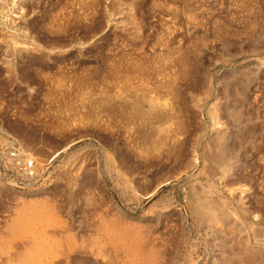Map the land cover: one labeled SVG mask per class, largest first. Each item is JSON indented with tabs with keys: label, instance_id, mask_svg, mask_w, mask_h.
Returning <instances> with one entry per match:
<instances>
[{
	"label": "rangeland",
	"instance_id": "rangeland-1",
	"mask_svg": "<svg viewBox=\"0 0 264 264\" xmlns=\"http://www.w3.org/2000/svg\"><path fill=\"white\" fill-rule=\"evenodd\" d=\"M33 192L76 235L67 264H128L79 244L100 216L162 264H264V0H0L11 254L26 240H5L12 209Z\"/></svg>",
	"mask_w": 264,
	"mask_h": 264
},
{
	"label": "bare ground",
	"instance_id": "bare-ground-1",
	"mask_svg": "<svg viewBox=\"0 0 264 264\" xmlns=\"http://www.w3.org/2000/svg\"><path fill=\"white\" fill-rule=\"evenodd\" d=\"M213 156L218 160L220 155L216 153ZM16 171L24 177L28 172L24 173L19 168ZM25 197L28 199L12 209L13 217L7 225L9 234L5 238L6 241L15 237L25 238V244L18 247L15 254L10 253V247L0 246V253L5 256L0 264H67L68 255L76 251L77 242L76 235L69 234L65 229V223L58 217L59 206L42 199L39 193L33 192ZM201 208L215 211L207 204ZM46 227L59 230L60 238L47 235ZM91 232L93 235L91 234L89 239H78L79 244H85L83 248L87 250L96 245L97 249L103 251L106 245H111L127 255L128 264H162L163 255L160 248L157 245L150 246L143 233L133 224L126 225L118 219L100 216V222L94 225ZM61 239L65 240L63 246L60 243ZM57 256L63 259L53 263L51 260ZM74 261L76 263V258Z\"/></svg>",
	"mask_w": 264,
	"mask_h": 264
}]
</instances>
